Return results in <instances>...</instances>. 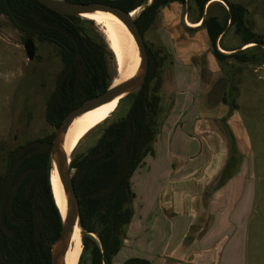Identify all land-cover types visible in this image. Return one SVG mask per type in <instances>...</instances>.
Listing matches in <instances>:
<instances>
[{"label": "trees", "instance_id": "16d2710c", "mask_svg": "<svg viewBox=\"0 0 264 264\" xmlns=\"http://www.w3.org/2000/svg\"><path fill=\"white\" fill-rule=\"evenodd\" d=\"M76 4L102 3L132 13L149 0H66ZM211 0H151L136 18L135 25L144 39L160 9L172 4L192 3L198 11L197 22L208 38L210 52L218 66L229 61L260 66L264 64V36L254 31L247 10L236 3L223 2V20L207 13ZM0 17L5 18L24 40L53 46L61 63L55 88L47 98L44 118L58 128L65 116L87 100L103 94L115 77L109 61L113 55L107 45L89 36L94 23L81 18H64L35 0H0ZM240 37V47L226 55L217 49L226 24ZM148 71L141 91L117 104L128 108L117 120L107 124L96 143L80 156H72L69 168L79 206L82 251L88 264H111L124 239L123 228L132 219L134 195L130 178L143 165L144 158L154 156L153 144L161 112L160 68L163 59L158 50L145 45ZM250 52V53H249ZM115 65V63H114ZM232 75V74H231ZM232 108L233 102H229ZM53 135L34 140L8 152L0 176V264H51L50 247L61 232V218L49 183L48 151ZM76 149V148H75ZM74 149V150H75ZM92 235L96 237L93 238ZM123 264H150L129 259Z\"/></svg>", "mask_w": 264, "mask_h": 264}, {"label": "crops", "instance_id": "0c3cea01", "mask_svg": "<svg viewBox=\"0 0 264 264\" xmlns=\"http://www.w3.org/2000/svg\"><path fill=\"white\" fill-rule=\"evenodd\" d=\"M230 3L241 4L253 19L246 3L240 0ZM177 6L180 7L172 4L158 12L163 16L166 39L175 55L172 74L176 88L181 89L183 84L189 91H211L214 96L224 90L226 82L217 73L206 32L200 28L198 17L188 20V12L184 17L172 12L180 9ZM185 6L187 10L195 9L192 3ZM215 8L223 13L227 10L223 0H211L202 17ZM170 14H176L177 18L172 20ZM209 15L222 21L217 14ZM228 28L229 22L224 36ZM219 40L218 50L229 53L235 50L222 47ZM174 101L175 117L168 116L158 126L153 144L154 156L161 145L168 162L165 165L143 162L137 180H130L133 215L123 228L124 239L111 264H123L129 259L150 264H247L256 187L249 166L233 159L235 154L248 153L247 139L239 131L238 136H233L229 129L226 131L225 113L211 115L196 97ZM191 111L193 115L186 117ZM179 117L183 118L182 125L176 127ZM186 140L197 142L196 152L190 145L181 146ZM176 143L179 153L188 155L180 156L178 162L175 156H170ZM153 172L155 175H150Z\"/></svg>", "mask_w": 264, "mask_h": 264}, {"label": "rangeland", "instance_id": "374dc122", "mask_svg": "<svg viewBox=\"0 0 264 264\" xmlns=\"http://www.w3.org/2000/svg\"><path fill=\"white\" fill-rule=\"evenodd\" d=\"M229 1L238 2V0ZM240 1L243 4L246 3L253 16L255 33L264 36V0ZM179 8L172 12L178 13L180 17H184V13L188 12V20H193L199 16L196 8L187 10L185 5ZM176 14L174 16L170 14L169 17L175 20ZM209 14H217L222 20L225 17V13L219 8L213 9ZM164 29L163 16L159 13L152 27L144 35L145 45L153 51L158 50L159 56L163 59L160 68L162 79L160 88L161 112L158 117L157 131H159L158 126L165 122V118L170 115L174 116L172 111L174 110L175 99L189 101L192 97H196L203 105L202 107L208 108L211 115L214 113L223 115L225 113L226 131L229 129L233 136H238L237 132L239 131L243 138L247 139L248 153L246 152L245 156L244 154L233 156L234 162L243 161L249 166L256 187L255 209L249 231L247 264H264V64L255 66L229 61L223 67L217 65V73H221L223 78L221 80L226 82V86L224 90L214 93V96L211 95V91L206 92L207 95L205 92H199V90L189 91L183 84L181 89L176 88L172 74L175 69L173 59L175 55L172 52V44L166 39ZM86 31L90 37L105 43L104 36L97 26L89 27ZM225 33L222 47L235 50L246 49L244 47L239 49L240 37L234 33L233 27L228 28ZM24 41L21 34L5 18L0 17V176L4 173L8 152L25 143L42 140L53 135L55 131L46 123L44 114L46 100L55 88L56 76L61 69L57 51L49 44L34 41L35 55L32 61H28L23 49ZM221 51L223 50L221 49ZM230 53L228 52V54ZM109 64L115 77L114 61H109ZM231 101L234 106L232 108L228 105ZM127 108L128 103L126 102L116 108L109 119L89 132L79 142L72 156H80L85 153L88 148L96 143L104 127L119 119ZM218 111L219 113H217ZM192 115V111L186 113V117ZM180 117L176 124L174 123L176 127L182 125L183 118ZM227 136L229 138L226 133ZM189 145V148H193V152L197 151V142L190 140L181 142V146ZM174 146H172L171 155H169L175 156V162L180 161V156L185 158L188 156L185 152L179 153L180 148L177 143ZM156 149L157 154L146 157L143 162L167 164L168 159H166L161 145L157 146ZM138 169L131 176V182L137 180L140 173V169ZM151 174L155 175V172ZM147 178L149 176L145 177V179ZM82 264H88L86 255L83 257Z\"/></svg>", "mask_w": 264, "mask_h": 264}, {"label": "water", "instance_id": "95a60500", "mask_svg": "<svg viewBox=\"0 0 264 264\" xmlns=\"http://www.w3.org/2000/svg\"><path fill=\"white\" fill-rule=\"evenodd\" d=\"M35 1L48 10L64 18L75 17L83 19L82 15L94 13H106L116 17L131 35L138 53V68L131 78L115 87H112L111 82L108 89L103 94L87 100L80 107L69 112L63 119L60 126L54 131L47 158L49 183L52 193L51 172L54 171L62 190L65 208L64 213L62 214L56 205L52 193L55 206L61 218V232L59 237L50 247V259L51 264H66V251L75 229L78 228L80 230V236L84 231L80 226L79 206L72 184V170L69 168L71 157L69 160L68 156H66L63 150L65 136L71 123L81 114L114 101L119 103L121 100L129 96L137 95L141 91L148 71V58L144 39L140 35L138 28L135 25V20L140 15V13L148 5H150L151 0H149L146 6L135 10L137 12L134 16H131V13H126L118 7L102 3L76 4L70 3L66 0ZM23 49L27 60L32 61L35 55V47L33 42L30 40H25L23 43ZM92 237L96 239L94 235H92Z\"/></svg>", "mask_w": 264, "mask_h": 264}, {"label": "bare ground", "instance_id": "6f19581e", "mask_svg": "<svg viewBox=\"0 0 264 264\" xmlns=\"http://www.w3.org/2000/svg\"><path fill=\"white\" fill-rule=\"evenodd\" d=\"M137 11L131 13L134 16ZM83 19L89 20L99 28L104 36L107 48L112 53L116 68V77L112 87L131 78L138 68V53L134 41L124 25L114 16L106 13L84 14ZM190 27L198 24L186 23ZM252 45H246L248 48ZM221 51V50H220ZM225 54L228 52L221 51ZM117 101L97 107L78 116L70 125L64 140L63 150L70 160L71 154L79 142L93 129L104 123L117 108ZM52 193L60 212L64 213V199L60 184L54 171L51 172ZM81 253L80 230L75 229L66 251V264H77Z\"/></svg>", "mask_w": 264, "mask_h": 264}]
</instances>
